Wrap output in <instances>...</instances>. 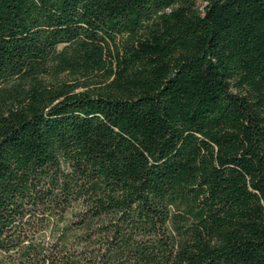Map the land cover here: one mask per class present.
<instances>
[{
  "label": "trees",
  "instance_id": "16d2710c",
  "mask_svg": "<svg viewBox=\"0 0 264 264\" xmlns=\"http://www.w3.org/2000/svg\"><path fill=\"white\" fill-rule=\"evenodd\" d=\"M0 264H264V0H0Z\"/></svg>",
  "mask_w": 264,
  "mask_h": 264
}]
</instances>
